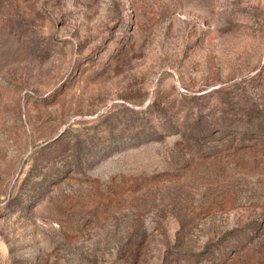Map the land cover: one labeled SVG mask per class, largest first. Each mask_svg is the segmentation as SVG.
<instances>
[{"label":"rangeland","instance_id":"obj_1","mask_svg":"<svg viewBox=\"0 0 264 264\" xmlns=\"http://www.w3.org/2000/svg\"><path fill=\"white\" fill-rule=\"evenodd\" d=\"M0 264H264V0H0Z\"/></svg>","mask_w":264,"mask_h":264}]
</instances>
